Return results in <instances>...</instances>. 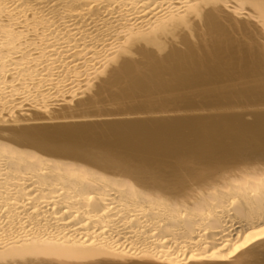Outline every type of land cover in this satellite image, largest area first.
I'll list each match as a JSON object with an SVG mask.
<instances>
[{
  "label": "bare ground",
  "instance_id": "obj_1",
  "mask_svg": "<svg viewBox=\"0 0 264 264\" xmlns=\"http://www.w3.org/2000/svg\"><path fill=\"white\" fill-rule=\"evenodd\" d=\"M0 264H264V0H0Z\"/></svg>",
  "mask_w": 264,
  "mask_h": 264
}]
</instances>
